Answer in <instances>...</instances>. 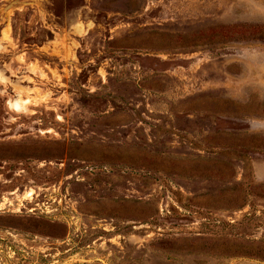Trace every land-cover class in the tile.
Returning a JSON list of instances; mask_svg holds the SVG:
<instances>
[{
	"label": "rangeland",
	"instance_id": "1",
	"mask_svg": "<svg viewBox=\"0 0 264 264\" xmlns=\"http://www.w3.org/2000/svg\"><path fill=\"white\" fill-rule=\"evenodd\" d=\"M0 264H264V0H0Z\"/></svg>",
	"mask_w": 264,
	"mask_h": 264
}]
</instances>
